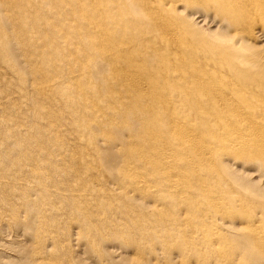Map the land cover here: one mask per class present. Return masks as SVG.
<instances>
[{
    "label": "bare ground",
    "instance_id": "obj_1",
    "mask_svg": "<svg viewBox=\"0 0 264 264\" xmlns=\"http://www.w3.org/2000/svg\"><path fill=\"white\" fill-rule=\"evenodd\" d=\"M1 222L33 264H264V0H0Z\"/></svg>",
    "mask_w": 264,
    "mask_h": 264
},
{
    "label": "rangeland",
    "instance_id": "obj_2",
    "mask_svg": "<svg viewBox=\"0 0 264 264\" xmlns=\"http://www.w3.org/2000/svg\"><path fill=\"white\" fill-rule=\"evenodd\" d=\"M203 29H207L206 25H201ZM2 69L1 71H3ZM68 215V214H66ZM23 221V220H21ZM55 231H59L57 235H55L54 239V254L55 257L52 258V262L55 264H111L108 260V255L106 252L112 248L107 247V251L104 253L100 251L91 252L90 248L87 247L84 239L79 237L78 240L75 239V231L79 232L81 235L87 236L92 233L90 230L83 231L82 229H72V231L63 230L61 228L55 229ZM93 235V234H92ZM23 235L19 230H15L13 225H6L5 223H0V264H26L32 262V257L29 254H25V252H18V245H10L16 240H22L23 244L26 246L29 243V240L23 241ZM73 240L72 242L67 244V240ZM10 245V246H9ZM104 247V250L105 248ZM52 244L47 247H43L41 245L38 250L39 253H42L46 250H52ZM126 253H124L125 256Z\"/></svg>",
    "mask_w": 264,
    "mask_h": 264
}]
</instances>
